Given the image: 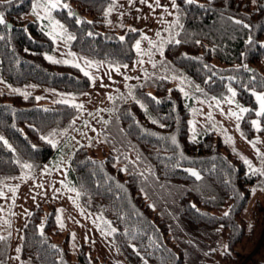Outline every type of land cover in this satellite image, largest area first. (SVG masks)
<instances>
[{
    "label": "trees",
    "instance_id": "obj_1",
    "mask_svg": "<svg viewBox=\"0 0 264 264\" xmlns=\"http://www.w3.org/2000/svg\"><path fill=\"white\" fill-rule=\"evenodd\" d=\"M32 1L0 0L5 21L0 24V76L11 83H35L75 94L88 91L92 79L80 67L46 59L55 43L39 20L26 16ZM68 1L76 16H69L68 9L54 14L75 37L69 40L73 51L114 64H129L136 58L141 30L111 27L106 21L105 13L115 0ZM176 1L183 27H178L175 40L180 43H168L153 79L135 86L131 96L116 103L120 133H108L119 148L104 150L100 156L88 144L79 145L70 158V183L86 209L109 219L113 240L131 264H192L184 245L188 249L189 235L194 237L198 228L210 229L207 241L217 244H222L219 233H224L222 263L207 251L218 264H264L256 257L258 251L244 262L264 229V200L258 196L251 207L260 175H250L244 160L213 130L191 137L189 102L169 69L185 72L210 94L222 96L230 93L229 88L235 90V99L250 110L241 119L244 134L264 136V130L252 125L258 120L264 129V117L255 115L259 104L252 95V90H264L260 64L264 0H258L256 8L252 0ZM230 17L251 27L237 25ZM78 112L68 103L39 104L34 95L0 92V136L11 145L9 149L0 142V181L20 174L23 162L48 160L54 145L47 140L68 129ZM192 169L200 179L187 171ZM143 176L160 201L176 191L173 198L177 196L178 205L159 212L143 192ZM167 216L174 219V234ZM70 240L69 231L58 223L56 203L40 204L25 222L21 258L28 264H114L94 255L88 241L73 254ZM2 244L0 239V248ZM263 248L264 240L259 251Z\"/></svg>",
    "mask_w": 264,
    "mask_h": 264
},
{
    "label": "rangeland",
    "instance_id": "obj_2",
    "mask_svg": "<svg viewBox=\"0 0 264 264\" xmlns=\"http://www.w3.org/2000/svg\"><path fill=\"white\" fill-rule=\"evenodd\" d=\"M64 2L71 8V2L68 0H64ZM257 2L258 0H255L253 3L252 0L253 8L257 7ZM33 3L34 0L26 16L37 19L35 15H32ZM149 4H152L153 7L150 8ZM160 4L167 7L169 11H174L171 0H160ZM114 5L113 10L106 16L109 26L115 28L126 26L139 29L142 32L138 40L140 51H137L136 58L132 62L114 64L75 52L70 48L67 31L62 37L58 36L54 41L53 50L46 52V56H51L54 60H66L70 64H78L84 72H87L92 79V86L88 91L75 94L35 83H11L0 76V92L34 95L39 104L61 102L82 105L73 124L52 139L54 153L48 160L42 164L26 161V163L33 165L31 169L22 167L20 174L10 176L15 179L6 177L0 181V189L4 191L7 197L0 199V237L3 238V244L0 248V264H28L21 258L20 253L23 228L30 212L38 205L47 202L56 203L58 223L63 230L69 231L71 235L70 246L73 254L77 255L81 244L88 241L90 243L89 249L99 258L107 257L114 264H131L113 240V226L109 219L102 213L89 211L80 202L79 195H77L79 191L70 183L69 163L73 151L81 144H88L95 148L100 156L104 155V150L112 152L115 148H119L115 143V138L109 136L108 133V131L120 133L119 123L114 117L116 103L120 98L131 96L135 86L153 79L154 74L158 73L156 68L165 58V50L168 44L163 43L161 49V37L165 41L170 38L169 31L165 30L168 25L161 23L160 18L163 16L164 20L172 23L176 20L177 15L180 17V13L167 15L162 8L155 7L153 0H147V3H141V0H115ZM52 15L66 29L64 23L54 12ZM40 16H44L43 10L40 11ZM39 22L47 32L50 31L47 19H40ZM59 31L57 29V32ZM157 32L160 33L159 37L156 35ZM177 33L178 27H174L171 30V36L175 39ZM143 36H146L147 39H142ZM141 60L143 63H140ZM153 63H155V67H153ZM260 64L264 65V58ZM123 65H127V67L125 68ZM117 68L119 71H116ZM169 69L173 82L183 88L184 93H187L186 98L191 110V137L195 139L200 134L213 130L224 139L236 155L243 160L250 161L252 168L264 169V163L257 155V150L264 154V136L256 133L252 138H248L241 128V119L245 112L242 113L240 110L242 108L247 109V106L232 97L231 92L222 96L210 94L185 72L175 67ZM256 92L264 93V90ZM229 98L232 99V103L228 102ZM217 101H219V107L216 106ZM233 111L237 112L241 119L238 120L229 115ZM209 113L212 115L211 120L207 118ZM229 137L231 139H228ZM250 141H258L255 148L249 143ZM119 164L125 166L123 162H119ZM247 167L250 170L248 165ZM20 177L24 178L20 179ZM142 178L143 192L148 202L159 212L164 214L166 208L172 204L178 205L177 196L175 201L173 198L177 193L176 191L167 195L168 198L165 202H163L164 199L160 201L158 193L148 187V179L144 176ZM8 187H15L17 190L12 193L8 191ZM69 189H75V191H69ZM253 190L251 207L258 196L264 200V175H260ZM167 218L174 234V219L172 217L170 219L168 216ZM195 230L197 231H195L194 237L189 235L190 240L187 246L190 248L187 249L184 245L189 262L192 264H218L212 255L207 254L209 251L214 255L216 254L215 259L222 263L225 252L224 233H219V238L222 237V244H217L207 241L209 235L206 232L210 229L198 228ZM211 235L214 233L212 232ZM263 240L264 229L258 243L249 252L244 262L255 255L257 251L256 257L264 261V248L259 251ZM18 248L20 251H17Z\"/></svg>",
    "mask_w": 264,
    "mask_h": 264
},
{
    "label": "snow or ice",
    "instance_id": "obj_3",
    "mask_svg": "<svg viewBox=\"0 0 264 264\" xmlns=\"http://www.w3.org/2000/svg\"><path fill=\"white\" fill-rule=\"evenodd\" d=\"M141 3H147V0H141ZM153 3L155 5V7L157 8H162L163 9V12H165L167 15H173L174 13H180L181 12V9L179 7V5H177L176 3V0H171V5H172V9L174 11H169L167 9V7L163 6L160 4V0H153ZM184 3L186 4H192L194 3V0H184ZM253 3H255V0H253ZM115 7L114 3L110 5V7L108 8L107 12L105 13V15H108L110 14V12L113 10V8ZM149 7L152 8L153 5L152 4H149ZM60 9H68V15L69 16H76L77 14L74 13L68 6L67 3L64 2V0H34V3H33V8H32V15H35L37 17L38 20L40 19H47L49 21V27H50V31L47 33L54 41L57 39L58 36H63L65 33H66V29L64 28V26L58 21V20H55L54 17H53V12L55 11H58ZM43 10L44 12V16L41 17L40 16V11ZM229 19L232 20L233 23L237 24V25H241L242 27L244 28H250L251 26L244 23L242 20L240 19H235V18H232L230 17ZM77 23H84L85 21H82V20H79L77 19L76 21ZM160 22L163 23V24H167L168 25V28L165 29L166 31H169V34H170V38L165 41L162 37H161V45H160V48L162 49V45L163 43H180L179 40H175L174 37L171 36V30L174 28V27H183L181 24H180V17L179 15H177L176 17V20L172 23H169L168 21L164 20L163 16H161L160 18ZM5 21H4V18H3V14L0 13V24H4ZM90 23V21L88 22ZM57 29H59L60 31L57 32ZM132 31H136V29H132ZM89 35H92V33H89ZM156 35L159 37L160 36V33L157 32ZM178 35V33H177ZM75 37L71 36V35H68L67 36V39L68 40H72L74 39ZM0 39H3L2 36H0ZM121 40L124 39V37H120ZM142 39H147L146 36H143ZM250 44L253 43L251 37L249 38V41H248ZM151 43V41H150ZM154 47H156V45H153ZM137 51H140V42L137 41L136 42V45H135ZM260 47H264V44H261ZM161 54H162V50H161ZM69 55H72L71 53H69ZM46 59L50 60L51 62L53 63H68V61L64 60V61H59V60H54L51 56H47ZM87 63H91V62H87ZM140 63H143V61L141 60ZM76 67H79V65H75ZM155 63H153V67H155ZM123 67H127V65H123ZM247 66L245 65V68ZM116 71H119V68L116 69ZM86 76L88 75L87 72L84 73ZM231 79V78H229ZM197 90L199 91V89L197 88ZM229 92H231V95L232 97H235L236 93L234 90H232L231 88L228 89ZM18 91V90H17ZM180 91H184L183 88L180 89ZM150 95V94H149ZM185 95L187 96V93H185ZM252 95L255 96L256 100L258 101V104H259V108L258 110L255 112V115L257 117H264V93H257L255 90H252ZM155 99V98H153ZM214 100H216V98H213ZM228 102L229 103H232V99L229 98L228 99ZM75 107L77 108H82V105H74ZM217 107H219V101H217ZM141 107L144 108V105L141 104ZM194 112L196 110H193ZM242 113L243 112H249L250 110L249 109H245V108H242L240 110ZM229 115L231 116H234L236 117L238 120L241 119V116L238 115L237 112L233 111V112H230ZM209 120L212 119V115L211 113L208 114V117H207ZM156 121H153V123H155ZM252 125L253 127L257 130V131H261V130H264V129H261L260 127V122L258 120H254L252 121ZM163 126V125H161ZM93 131H95L93 129ZM55 133H52L51 135H54ZM42 140L46 139L45 137H41ZM228 139H231L230 137ZM173 140V143H175V138L173 137L172 138ZM0 142H3V145L7 146L9 149H11V145L8 144V141L5 140L2 136H0ZM47 142L49 144H52L53 141L51 140H47ZM249 143L252 144V146L255 148L256 146V143H258V141H255V142H252L250 141ZM257 155L259 156L260 160L262 161V163H264V154L262 153H259V151L257 150ZM244 163L246 165L249 166V169H250V172L249 174L250 175H264V169H256V168H252V165H251V162L248 161L247 159L244 160ZM22 167L23 168H26V169H31L33 167V165L31 164H28V163H22ZM190 172V174L192 176H194L196 179H200V175L199 173H197L195 170H187ZM24 177H20V179H23ZM9 179H15L13 177H9ZM7 187V185H5ZM16 188L15 187H8V191L9 192H12V193H15L16 192ZM69 191H75V189H69ZM254 191V190H253ZM77 195H79V193L77 192ZM7 197L5 196L4 194V191L2 189H0V199H6ZM229 213H225V215L227 216ZM62 226V224H61ZM114 231V229H113ZM41 234L42 233V229H41ZM0 239H3L2 237H0ZM17 251H20V249L18 248Z\"/></svg>",
    "mask_w": 264,
    "mask_h": 264
}]
</instances>
